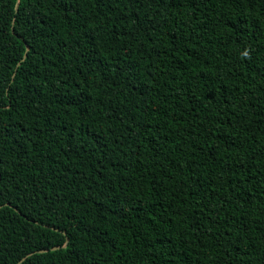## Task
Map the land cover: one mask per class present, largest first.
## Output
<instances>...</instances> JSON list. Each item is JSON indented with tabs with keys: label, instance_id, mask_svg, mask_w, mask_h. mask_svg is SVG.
<instances>
[{
	"label": "trees",
	"instance_id": "16d2710c",
	"mask_svg": "<svg viewBox=\"0 0 264 264\" xmlns=\"http://www.w3.org/2000/svg\"><path fill=\"white\" fill-rule=\"evenodd\" d=\"M0 264H264V0H0Z\"/></svg>",
	"mask_w": 264,
	"mask_h": 264
},
{
	"label": "water",
	"instance_id": "95a60500",
	"mask_svg": "<svg viewBox=\"0 0 264 264\" xmlns=\"http://www.w3.org/2000/svg\"><path fill=\"white\" fill-rule=\"evenodd\" d=\"M54 248H56V247H54Z\"/></svg>",
	"mask_w": 264,
	"mask_h": 264
}]
</instances>
